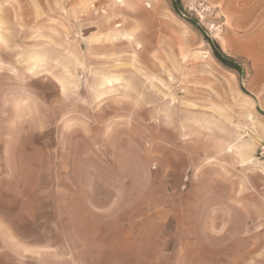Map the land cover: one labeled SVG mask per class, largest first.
I'll return each instance as SVG.
<instances>
[{
	"label": "rangeland",
	"instance_id": "374dc122",
	"mask_svg": "<svg viewBox=\"0 0 264 264\" xmlns=\"http://www.w3.org/2000/svg\"><path fill=\"white\" fill-rule=\"evenodd\" d=\"M172 6L0 0V264H264V0Z\"/></svg>",
	"mask_w": 264,
	"mask_h": 264
},
{
	"label": "trees",
	"instance_id": "16d2710c",
	"mask_svg": "<svg viewBox=\"0 0 264 264\" xmlns=\"http://www.w3.org/2000/svg\"><path fill=\"white\" fill-rule=\"evenodd\" d=\"M173 1V11L180 16L179 11H177L176 7L179 3H181V0H172ZM192 26H194V28H196L198 31L199 29L193 25L191 23ZM205 41L207 42V44L210 46L213 56L214 58L225 68L237 72V73H241L242 72V67L241 65L235 61L234 59H231L229 57H227L221 50L220 46L218 45V43H216L215 41L211 40L209 37L204 36Z\"/></svg>",
	"mask_w": 264,
	"mask_h": 264
},
{
	"label": "bare ground",
	"instance_id": "6f19581e",
	"mask_svg": "<svg viewBox=\"0 0 264 264\" xmlns=\"http://www.w3.org/2000/svg\"><path fill=\"white\" fill-rule=\"evenodd\" d=\"M2 40V39H1ZM45 55L41 54L40 52H34L32 55L29 56L28 62L32 63L33 67H36L44 62ZM119 79L117 77H108L107 82L111 83L112 81H118ZM250 144V143H249ZM249 144H246L245 147H250Z\"/></svg>",
	"mask_w": 264,
	"mask_h": 264
}]
</instances>
